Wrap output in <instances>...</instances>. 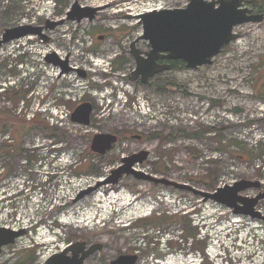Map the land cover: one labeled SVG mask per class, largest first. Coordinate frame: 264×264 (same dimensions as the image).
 Here are the masks:
<instances>
[{
  "label": "rangeland",
  "instance_id": "obj_1",
  "mask_svg": "<svg viewBox=\"0 0 264 264\" xmlns=\"http://www.w3.org/2000/svg\"><path fill=\"white\" fill-rule=\"evenodd\" d=\"M75 1L101 10L45 28L49 41L28 35L0 46V227L25 230L2 248L0 264H46L77 241L104 245L85 264L123 254L138 255L136 264H264V219L133 175L98 186L122 157L148 150L135 167L149 175L201 191L241 179L264 190V20L237 26L213 64L146 83L129 78L130 45L143 33L135 16L189 0H0V38L60 20ZM250 7L264 13V0ZM52 53L73 69L62 74ZM85 101L94 106L88 126L71 119ZM37 117L64 129V140L33 127ZM97 133L118 136L105 155L90 149ZM256 210L264 216V199Z\"/></svg>",
  "mask_w": 264,
  "mask_h": 264
},
{
  "label": "water",
  "instance_id": "obj_2",
  "mask_svg": "<svg viewBox=\"0 0 264 264\" xmlns=\"http://www.w3.org/2000/svg\"><path fill=\"white\" fill-rule=\"evenodd\" d=\"M258 3L259 0H189L184 8L154 9L136 15L135 18L143 27V33L130 45V53L136 63L135 69L129 75L130 80L135 81L140 78L143 83H146L155 75L171 69V63L160 62V60L184 61L188 68L213 64L214 58L238 38L235 32L237 26L264 20L263 12L255 13L248 6L249 4L257 6ZM100 10L99 6H84L79 1H75L67 11L66 17L56 21L49 20L45 27L20 25L5 29L0 38V46L28 35H38L43 40L49 41L50 37L43 33L45 28L54 29L69 20L78 22L84 19L94 20ZM132 17L127 16V18ZM140 40H147L150 43L149 51H143L138 46ZM47 59L50 63L61 66L62 74L73 69L68 66V59L63 61L56 53L49 54ZM78 71L86 76L84 71L80 69ZM93 111L91 102H82L74 109L72 120L82 125H90ZM117 142L116 134L97 133L92 139L91 150L105 155ZM149 155L148 150H141L122 157L121 164L113 169L108 177L99 181L98 186L116 185L123 176L133 175L167 186L192 190L202 195L205 200L211 199L232 208L235 214L264 219L261 212L256 210L258 202L264 199V191H260L254 197L241 194L251 188L259 189L260 181L241 179L232 185L219 186L213 192L201 191L187 184L164 177L158 178L136 169L135 166L143 164ZM94 189L91 187L81 195ZM24 233V229L0 227V252L4 246L13 244ZM103 247L101 243L90 245L87 241H77L61 252L53 254L46 264H85L91 255L102 250ZM138 260L139 257L136 254H123L111 261V264H136Z\"/></svg>",
  "mask_w": 264,
  "mask_h": 264
},
{
  "label": "trees",
  "instance_id": "obj_3",
  "mask_svg": "<svg viewBox=\"0 0 264 264\" xmlns=\"http://www.w3.org/2000/svg\"><path fill=\"white\" fill-rule=\"evenodd\" d=\"M171 69L176 67H181L185 65V62L180 60H170ZM33 127L40 129L48 137H55L56 140L62 141L65 138L66 131L57 125H51L48 121L39 119V117L31 120Z\"/></svg>",
  "mask_w": 264,
  "mask_h": 264
},
{
  "label": "flooded vegetation",
  "instance_id": "obj_4",
  "mask_svg": "<svg viewBox=\"0 0 264 264\" xmlns=\"http://www.w3.org/2000/svg\"><path fill=\"white\" fill-rule=\"evenodd\" d=\"M252 5H253V4H252ZM248 6L250 7L251 4H249ZM254 7H257V6L254 5ZM250 8H251V7H250ZM252 9H253V12H255V13H259V10H256V9H254L253 7H252ZM160 62H169V63H170V60H160Z\"/></svg>",
  "mask_w": 264,
  "mask_h": 264
},
{
  "label": "built area",
  "instance_id": "obj_5",
  "mask_svg": "<svg viewBox=\"0 0 264 264\" xmlns=\"http://www.w3.org/2000/svg\"><path fill=\"white\" fill-rule=\"evenodd\" d=\"M263 182V181H262Z\"/></svg>",
  "mask_w": 264,
  "mask_h": 264
}]
</instances>
